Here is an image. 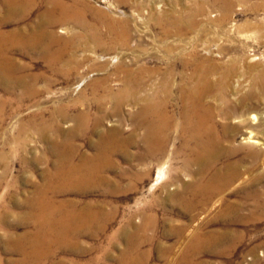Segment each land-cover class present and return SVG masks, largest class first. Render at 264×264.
<instances>
[{
	"label": "rangeland",
	"instance_id": "1",
	"mask_svg": "<svg viewBox=\"0 0 264 264\" xmlns=\"http://www.w3.org/2000/svg\"><path fill=\"white\" fill-rule=\"evenodd\" d=\"M14 2L24 4L25 15L2 30L24 27L30 32L53 24L49 30L67 39L68 46L66 61L59 64L62 73L49 69L41 49L17 45L10 51L15 70L0 74V264L20 263L17 247L24 241L19 240L35 232L29 211L41 193L45 201L77 209L89 204L106 214L116 211L103 233L83 230L53 262L118 264L138 235L133 228L119 231L130 218L140 225L145 219L141 212L152 211L158 224L146 231L144 239H152L139 252L146 264H175L198 225L205 239L219 242L191 250L193 264H264V144L246 141L253 131L264 143V121L237 122L244 108L257 115L264 111V0ZM4 3L0 0V18ZM122 28H127L126 41ZM58 48L53 45L50 51ZM122 89L136 90L127 98ZM191 92L204 93L202 103L213 109L219 138L239 147L218 162H237L241 177L206 213L196 205L188 212L170 196L182 191L177 180L191 181L195 175V168L184 166L190 151L183 147L187 135L181 128L188 109L184 94ZM150 104L170 117L163 153L150 152L145 123L135 122L137 112ZM78 112L88 113L80 128ZM110 132L115 144L131 138L128 146L111 152L115 166L105 171L121 187L71 188L58 195L51 176L61 155L69 153L75 162L79 155L94 156ZM163 163L165 176L156 182ZM136 175L141 179L128 189ZM217 212L223 216L215 218Z\"/></svg>",
	"mask_w": 264,
	"mask_h": 264
},
{
	"label": "bare ground",
	"instance_id": "2",
	"mask_svg": "<svg viewBox=\"0 0 264 264\" xmlns=\"http://www.w3.org/2000/svg\"><path fill=\"white\" fill-rule=\"evenodd\" d=\"M5 6V16L0 18V74L6 71L11 73L15 70L10 51L17 45L20 48L24 46L31 49H41L48 62L49 69L55 73H62L59 64L66 61L68 40L57 37L53 30H49L53 24L52 26L38 25L36 30L30 32L23 31L24 27H18L11 31L2 30L11 19L20 16V18H23L25 15L23 3L16 4L14 0H5ZM121 36L123 41L127 40V28L123 29ZM57 44L59 48L52 53L50 51L51 47ZM91 55L96 56L95 52H92ZM71 70L68 69V71ZM36 79L33 76L31 80L34 82ZM125 90L122 89L121 92L127 94L128 98L130 97L128 95L130 91L133 90L134 92L136 89ZM203 95L204 93L200 94L198 92L184 94L188 109L184 113L181 128L182 132L187 135L183 138V147L190 151L189 157L184 161V166L185 168L193 167L196 170L191 181L177 180L178 186L182 187V191L175 190L170 193V196L173 200L183 204L184 209L188 212L193 211L196 205V207L201 206V210L206 213L211 211L210 205L218 201L222 202L224 199L223 193L234 185L241 177V173L237 162L230 161L224 165L218 162L219 159L228 157V152L238 150L239 147L229 146L219 138L218 129L214 124L213 109L202 103ZM118 98L123 100V94H120ZM248 111V108H244L237 122L245 125L249 121L253 123L264 121V111L259 115ZM87 114V112H78L74 115L79 128L87 123ZM134 118L137 125L141 122L145 123L144 138L149 143L150 152L152 154L163 153L167 141L166 130L171 126L170 117L162 110L157 111V105L150 104L137 112ZM37 129L40 130V128ZM113 130L119 132L118 129ZM225 130L226 128L223 129V132ZM112 134L113 132H110L109 135L103 138V143L98 145V152L94 156L79 155L78 162H75L73 157L71 158V154L61 155L57 172L51 176V181H55V192L58 195L69 191L68 189L71 188L84 190L85 188L106 187L107 185L110 186L109 188L113 187L115 189L121 187V182L117 178L107 177L105 171L115 166L111 152L113 154L115 149L122 145L128 146L131 138L123 137L120 143L115 144L117 139L111 138L113 137ZM248 134L249 136L246 137L247 142L264 144L256 135L257 133L249 131ZM108 138L111 139V145L108 144ZM165 168L167 169L166 163H163L157 172L156 182L163 180ZM140 179V175H136L135 182H129L128 189L133 188L134 184ZM252 193L247 192L248 196L255 195ZM41 194V200L35 202L34 205L32 204L33 207L29 211L31 219L35 222V232H25L19 240L20 242L24 241L17 247V251L22 255L19 264H67V260L60 259L53 262L52 258L65 246L74 244V241L78 239L83 230L91 229L95 235L103 233L116 216L115 210L106 214L105 211L96 210L94 206L89 204L77 209L71 204L69 206L64 204V202L57 204L56 200L45 201L43 193ZM256 197L258 196L256 195ZM236 204V202H232L229 206L236 211L238 209L235 208ZM225 210L228 213L227 208ZM220 212L223 211L220 210ZM220 212L216 213L215 218L223 216V213ZM141 213L144 214L145 219L140 225H136L133 219L130 218L127 225L118 233L123 234L127 232L128 228H133L134 232L138 234L137 241L130 240L128 242L127 249L118 257V264H146L144 255L139 254L141 252L140 248L146 241L151 242V237L148 240L144 239L145 233L147 230L154 231L158 223L157 217L152 211ZM198 230H201L199 225L192 230L195 232L193 240L183 242L185 251L183 250L181 255L174 260L175 264H193L191 262V250L200 251L201 246L209 248L219 242H213L211 238L205 239L198 233ZM178 231L182 233L184 229L180 227ZM212 233L214 234V232ZM69 264H78V262Z\"/></svg>",
	"mask_w": 264,
	"mask_h": 264
}]
</instances>
